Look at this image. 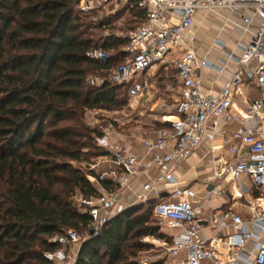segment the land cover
Here are the masks:
<instances>
[{"label":"built area","instance_id":"2783aa9c","mask_svg":"<svg viewBox=\"0 0 264 264\" xmlns=\"http://www.w3.org/2000/svg\"><path fill=\"white\" fill-rule=\"evenodd\" d=\"M131 1L120 0L123 5ZM135 1L145 19L122 34L128 39L122 49L125 57L106 80L125 85L129 100L158 107L166 127L157 129L155 138H139L141 156L128 150L127 142L120 143L122 136L110 130L98 137L97 145L104 153L88 166L95 174L91 177L95 192L78 199L90 217L91 234L100 233L127 207L154 201L152 214L158 225L165 231L175 230L166 247L175 264H264V0ZM78 2L82 11L91 8L88 0ZM224 10L242 14L233 24L248 33L249 39L236 43L237 54L228 53L226 61L216 63L198 53L193 25L198 12L220 14ZM226 20L231 21L228 15ZM215 43L221 44L217 38ZM111 55L96 47L86 51L88 58L101 62ZM228 60L234 66L221 84L205 86L204 68L222 74ZM156 66L175 72V87L166 89L170 103L156 95L151 74ZM102 82L88 79L91 85ZM228 124L234 126L232 131L226 130ZM198 149L210 161L213 178L201 200L193 188L179 184L174 172L177 162ZM141 176L144 180L133 192V201H126L120 191H133ZM244 180L258 194L248 201L249 218L237 213L215 215L209 222L201 218L200 201L220 195L224 184L246 191ZM165 191L175 199H165ZM210 226L213 231L208 234ZM84 239L75 230L65 229L49 239L55 248L43 252V257L52 264H74L77 252L72 256L70 251ZM139 263L147 264V259Z\"/></svg>","mask_w":264,"mask_h":264},{"label":"trees","instance_id":"16d2710c","mask_svg":"<svg viewBox=\"0 0 264 264\" xmlns=\"http://www.w3.org/2000/svg\"><path fill=\"white\" fill-rule=\"evenodd\" d=\"M77 5L0 0V264H52L43 252L55 248L49 239L65 229L85 237L74 264H140L137 253L148 249L141 237L157 234L170 242L159 232L154 201L127 207L96 235L75 201L95 192L88 166L104 153L96 142L101 131L85 125V113L126 106V86L106 79L128 43L101 34L111 17L86 20ZM126 6L142 24L145 12L136 1ZM92 47L112 55L90 59ZM90 76L103 82L91 85Z\"/></svg>","mask_w":264,"mask_h":264},{"label":"crops","instance_id":"0c3cea01","mask_svg":"<svg viewBox=\"0 0 264 264\" xmlns=\"http://www.w3.org/2000/svg\"><path fill=\"white\" fill-rule=\"evenodd\" d=\"M229 16L230 20H226V16ZM242 14L240 12L222 11L220 14L212 12H198L194 19L193 30L196 34V43L198 46V53L201 56L208 55V58L213 62L220 63L227 59V54H237L236 48L237 42H247L249 39L248 33H243L242 30L233 24L235 21H239ZM200 26V30L198 28ZM212 28L213 32L208 31V28ZM219 39L221 44L215 43V39ZM234 64L228 60L226 62V70L222 74H219L213 69L204 68L202 80L205 86L215 85L218 87L223 79L228 75V72L233 68ZM154 77V76H153ZM156 80V79H154ZM156 86L158 83L156 80ZM166 88L160 93L158 89L157 96L167 95ZM252 94L257 96V91H252ZM168 97V96H167ZM159 121H161L159 116ZM156 130L152 129L146 132H137L133 135L132 140L127 142L128 150L136 155H143L144 150L139 141V138H155ZM174 172L179 179V184L186 187H191L197 193L198 199H202L210 189L213 183L211 173V163L208 159L203 157V150L198 149L194 151L185 160L179 161L174 165ZM144 180V177H140L138 183L133 184V191H120L119 195L124 197L126 201H133L134 191L139 190V183ZM246 191L240 190L237 186L233 187L232 183L223 185V192L220 195L208 198L200 201L202 203L201 218L205 221L211 220L215 215H225L227 213L240 214L244 219L250 217V209L248 201L254 199L258 194L251 189V185L247 180L243 181ZM229 185L231 187H229ZM199 186V188H198ZM241 193V196L238 194ZM235 197H232V195ZM162 196L165 199L174 200L168 192H162ZM213 228L210 226L206 228V232L210 234ZM231 228L226 229V232H230ZM169 236V235H168ZM167 264H175V260L170 257L167 258ZM205 264H211L206 262Z\"/></svg>","mask_w":264,"mask_h":264},{"label":"rangeland","instance_id":"374dc122","mask_svg":"<svg viewBox=\"0 0 264 264\" xmlns=\"http://www.w3.org/2000/svg\"><path fill=\"white\" fill-rule=\"evenodd\" d=\"M91 8L87 11H82L78 2V9L83 14L88 15L86 20L97 21L102 17H111V27L104 29L101 34L104 36H122L128 31L138 26V22L133 18L132 13L129 12V7L123 5L120 0H88ZM200 30V26H198ZM208 31L213 32L210 27ZM99 33L98 31H95ZM123 37V36H122ZM153 78L157 80L158 89L160 93L164 89L173 88L176 85L174 78V72L170 67L156 66L151 70ZM163 75V80H159V77ZM90 78H95L91 77ZM98 79L99 78H95ZM158 94V92H157ZM156 94V95H157ZM168 96V97H167ZM170 93L167 95L159 96L164 102L170 103ZM126 100V106L121 110L104 111L100 109L88 110L85 113L84 123L90 128H96L101 131V135L105 130L113 132L115 135L122 136L124 140H120V143L129 142L132 140V135L137 132H146L152 129H158L157 125L159 121V115L161 112L158 107H155L151 103L138 102L129 100L126 96H123ZM234 126L228 124L226 130L232 131ZM100 135V136H101ZM98 139V138H97ZM97 142V141H96ZM81 166V164H75ZM228 185V184H227ZM229 187H231L229 185ZM199 188V186H198ZM80 197L76 196L75 201L77 204ZM145 210V209H143ZM152 220L150 224L155 225V220ZM158 225V222H157ZM159 232L165 235H171L175 233V230H164L159 225ZM84 236L83 233H79ZM142 242L148 246V249L142 250L137 253L136 260L141 261L147 259V264L155 263L157 261H165L167 264L168 255L166 253V247L170 245V242H166L167 238H161L157 234L154 236L141 237ZM78 246L72 247L70 254L73 256L76 254Z\"/></svg>","mask_w":264,"mask_h":264}]
</instances>
